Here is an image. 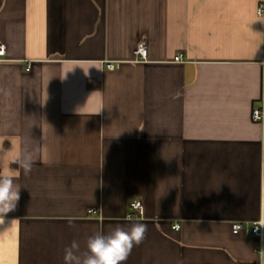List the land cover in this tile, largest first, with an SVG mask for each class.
<instances>
[{
  "label": "crops",
  "instance_id": "1",
  "mask_svg": "<svg viewBox=\"0 0 264 264\" xmlns=\"http://www.w3.org/2000/svg\"><path fill=\"white\" fill-rule=\"evenodd\" d=\"M261 4L0 0V170L20 187L0 264H64L136 222L124 264H264V242L232 233L264 220Z\"/></svg>",
  "mask_w": 264,
  "mask_h": 264
},
{
  "label": "clouds",
  "instance_id": "2",
  "mask_svg": "<svg viewBox=\"0 0 264 264\" xmlns=\"http://www.w3.org/2000/svg\"><path fill=\"white\" fill-rule=\"evenodd\" d=\"M12 163L18 164L24 174L31 172L34 158L25 153ZM15 177L8 171L0 170V224L4 217L14 211L20 199V187L14 183ZM148 226L144 223H132L127 230L117 225L105 234L94 232L87 238L86 250L81 251L76 241L64 249V264H124L134 247L146 238Z\"/></svg>",
  "mask_w": 264,
  "mask_h": 264
},
{
  "label": "built area",
  "instance_id": "3",
  "mask_svg": "<svg viewBox=\"0 0 264 264\" xmlns=\"http://www.w3.org/2000/svg\"><path fill=\"white\" fill-rule=\"evenodd\" d=\"M258 14L264 18V4H261L258 8ZM6 54V48L4 45H0V61L2 57ZM136 59L145 60L147 57V49L145 43H140L134 52ZM176 61H182L183 56L179 55L175 58ZM108 68L110 70H114L116 68L115 64H108ZM264 117V111L261 109L254 110L253 118L255 120H261ZM130 209L132 210V214L130 217H142L144 215V208L139 201H132L130 203ZM91 213H94V210H91ZM176 230H179V226H175ZM232 233L234 235L244 234L247 236H253L258 240L260 244L264 242V220H260L255 222L252 227L245 226L241 222H236L232 224ZM260 253L262 254V249H260ZM259 264H263L260 262Z\"/></svg>",
  "mask_w": 264,
  "mask_h": 264
}]
</instances>
